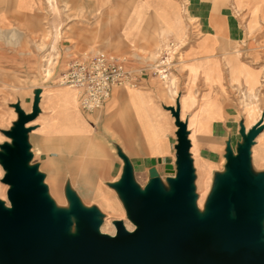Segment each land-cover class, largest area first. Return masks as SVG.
Wrapping results in <instances>:
<instances>
[{
	"label": "crops",
	"instance_id": "obj_1",
	"mask_svg": "<svg viewBox=\"0 0 264 264\" xmlns=\"http://www.w3.org/2000/svg\"><path fill=\"white\" fill-rule=\"evenodd\" d=\"M36 1L27 0L28 11L34 10ZM70 1L81 5L80 0ZM84 4L95 9L100 4L107 7L103 43L155 45L182 34L188 22L175 0H98ZM187 11L197 20L203 39L186 50L184 82L189 89L175 106L170 103V94L151 78L143 79L138 89L114 88L100 114L81 109L78 89L57 85L49 86L43 101L34 95L30 101L27 96L12 103L6 87L13 85L14 77L5 75L0 53V167H4L5 149H16L13 134L25 117L23 165L40 178L43 195L56 212L72 208L103 215L107 211L95 198L100 186L110 188L129 209L123 192L125 183L138 192L154 188L160 198L167 197L165 185L171 184L173 177L167 176L164 167H177L178 123H184L193 168L192 196L195 202L202 197L198 203L212 208L225 185L231 186L236 180L229 162L231 153L241 145L242 112L236 97H228L224 91L229 89L233 70L235 84L244 82L239 72L247 66L242 58L221 50L218 33L241 37L244 30L238 19L224 16L223 9L219 15L211 0H188ZM19 12L20 0H0V27L19 18ZM114 30L115 34H109ZM94 38L85 36V43ZM186 94L184 107L182 97ZM59 167H75L80 187L90 190L91 203H85L71 182L72 176H68L63 189V202L61 189L54 183L61 173ZM154 168L157 177H152ZM51 178L53 184H48Z\"/></svg>",
	"mask_w": 264,
	"mask_h": 264
},
{
	"label": "rangeland",
	"instance_id": "obj_2",
	"mask_svg": "<svg viewBox=\"0 0 264 264\" xmlns=\"http://www.w3.org/2000/svg\"><path fill=\"white\" fill-rule=\"evenodd\" d=\"M92 1L98 2V0H80L79 3H81V5L76 6L73 5L70 0H57V5L51 8L46 0H37L36 4L32 6L34 10L28 11L26 8L27 5H25L27 0H20L19 18H14V21H11L10 24H4V26L0 27V53L3 54L4 57L1 61V68L5 69V75L10 74L14 77L13 85L11 87H6V89H9L8 96L12 103H15L18 99L22 100L27 96L30 101L34 95H36L37 99L43 101L49 92V86H62L59 84L58 80L69 71L75 60L82 59L86 54H95L102 51L119 56H132L135 53L153 55L162 45L163 42L148 46L137 44L127 46L123 43L101 42V36L106 34L107 31L104 26L106 22L103 21V17L106 13L105 9L107 7L102 4L98 5L96 9L85 7L86 5L84 3ZM175 1L179 3V12L187 15L188 22L182 34L173 35L166 39L165 42L174 40L179 42L182 46L181 61L175 66L170 78V80L173 79L176 81L177 91L180 96L184 94L185 90L189 89V86L185 85L184 82V78L187 74L186 50L202 40L203 33L202 30L197 27V20L189 17L187 11L188 0ZM211 1L218 10L219 15H221L220 10L223 9L222 14L224 16L229 17V19H234V21L238 19L243 27L244 34L241 37H236V35L230 37L218 33L220 37L218 38V45L221 46V50L228 52L229 56L234 55L237 58H242L244 64H247V67L260 71L262 83L256 92L257 97L255 99V106L259 110L261 118L264 120V19L261 17L254 18L246 11H238L234 6L233 0ZM74 2L76 1L74 0ZM109 34H115V30L110 31ZM88 35H94L95 38L93 41L85 43V36ZM49 62H52L50 65L52 74L50 77H45L44 69L48 67ZM238 62H241V59ZM230 63L229 61V64ZM234 75L235 71L233 70L231 72L232 79L231 82H229V89L227 92H224L228 97H236L242 112V139H239L241 145L238 149L235 148L234 153L230 155L229 164L231 166L235 164L234 161L239 160L242 147L247 144L246 131L248 125L247 118L245 114H243V105L241 103L244 98L243 94L247 93V88L244 82L238 81V83L235 84ZM154 80L167 91V83L164 84L157 79ZM62 87L70 88L67 86ZM119 88L131 89L129 87ZM178 98L179 97H176L175 100L171 97L170 103L172 106H175ZM10 108L11 107L8 106L7 110H10ZM178 128V132H181L179 125ZM250 142L252 144H250L249 148L248 170L252 178L253 198L260 201L261 214L264 215V162L258 161L255 157L256 153L264 156V126L261 127L257 125L255 127ZM177 143V167H174L176 174L172 176L173 178H171L170 181L171 184L165 185V193L167 196L175 189L174 183L179 181V133ZM5 150L7 151H5L4 155L8 156V149ZM250 151L252 154H250ZM3 165L4 167H0V210L7 213L10 207L16 208L12 199V192L15 189V185L13 182L8 181V167H6V163ZM25 169L30 171L31 167H25ZM45 169L46 167H43V170ZM50 169L52 170V168ZM50 169L48 172L51 171ZM58 169L61 173L58 174L54 183L56 182L61 189L63 202H66L63 189L67 184L68 176H72L71 182L73 185L75 184L76 187H74L80 192L85 203H91L93 197L90 190L80 187V180L76 177L75 167H59ZM48 176H51V174L49 173ZM50 180L51 181L47 180V183L49 184L51 182L53 184V179L51 178ZM191 187L192 189L194 188L193 186ZM233 188H231L230 192ZM190 194H192V191ZM46 199L49 202V199ZM201 199L203 198H197L195 202V199L192 197L189 203V216L192 222L208 218L213 213L212 208L198 203L197 200L201 201ZM164 203H166L165 197H161V202L158 206ZM227 205L230 213L233 215L234 205L230 199H228ZM51 214L53 217L54 214L57 216V221H59L60 216L66 217V226L68 221L71 227L65 229L64 239L71 244L70 255L75 258H81L85 252L84 246H82V244H73L74 233L80 236L83 235L80 224L81 219L72 208L64 212H55L52 208ZM95 220H97L96 231H100L104 225V215L96 216ZM120 224L121 223L117 222V226ZM0 264H6L1 257Z\"/></svg>",
	"mask_w": 264,
	"mask_h": 264
},
{
	"label": "water",
	"instance_id": "obj_3",
	"mask_svg": "<svg viewBox=\"0 0 264 264\" xmlns=\"http://www.w3.org/2000/svg\"><path fill=\"white\" fill-rule=\"evenodd\" d=\"M26 121L27 118L23 117L13 134L16 149L8 148L10 156H2L10 170L8 181L15 185L12 199L16 208L22 210V214L17 215L16 222L0 215L1 259L5 263L11 260V264H81L83 255L81 258L72 257L67 252L71 244L64 236L62 239L59 237L66 229V217L60 216L58 224L51 226L52 206L43 195L40 178L35 177L33 171H27L23 165V125ZM178 125L181 129L178 147L180 169L179 181L174 183L176 193L172 198L167 196L166 203L158 206L161 198L156 189H150L147 198L141 199L138 191L125 183L123 192L128 206L135 210V217L144 223L146 229L140 230L136 236L123 233L119 239L101 243L91 237V246L85 249L87 264H264V257L252 255L258 227L255 220L249 223L246 205L250 140H247L246 151L242 149L239 160L234 161L235 164L231 166L236 179L231 186L237 191L231 194L232 187L225 185L212 207L213 212L218 211L223 216L230 199L237 208L236 220L230 226L233 235L223 244L225 226L228 224L220 220L203 227L195 235L190 231L195 223L189 216V203L193 197L190 194L193 168L188 158L190 143L187 139V127L182 123ZM164 169L167 176L176 174L172 164L165 165ZM157 176V170L152 169V177ZM75 212L88 228L83 235L90 236L96 230L97 223L93 221L96 216L82 210ZM261 213L259 206L258 215ZM165 216L167 220L163 223Z\"/></svg>",
	"mask_w": 264,
	"mask_h": 264
},
{
	"label": "bare ground",
	"instance_id": "obj_4",
	"mask_svg": "<svg viewBox=\"0 0 264 264\" xmlns=\"http://www.w3.org/2000/svg\"><path fill=\"white\" fill-rule=\"evenodd\" d=\"M233 1H234V6L238 11H246L254 18L261 17L262 19H264V0H233ZM46 2L51 8L57 5V0H46ZM211 51H214V48ZM51 64L52 62H49L48 67L44 69L45 77H50L52 74V68H50ZM241 69L242 70H240L239 73L240 75L243 76L244 83L247 88V93L243 94L244 98L242 99L241 103L243 105V114H245L247 118L248 125H247L246 137L247 140L249 141L252 134L254 133L255 127L257 125H260L261 127L264 126V120L261 118V115L259 114V110L255 106V99L257 97L256 92L258 87L261 85L262 81L260 79V71L254 70L247 66H242ZM237 80L239 79L237 78ZM167 92L170 94V96L173 99L179 97L175 80L172 79L167 82ZM186 99H187V94L182 97L184 107H185ZM14 116L15 113L12 114L11 117ZM182 119L184 120V115H182ZM189 126H192V124H190ZM250 144L252 143L250 142ZM246 148L247 145H243L242 147L243 151H246ZM250 154H252L251 151ZM255 157L258 161L264 162V156H261L258 153H256ZM7 174L10 175L9 169L7 170ZM246 178H247V192H248L246 205L249 213V223L255 220L256 225L258 227V234L253 242L252 255L257 257H264V215L263 214L258 215V208L261 203L258 199L255 200L253 198L252 178L249 172L246 173ZM233 191L236 192L237 190L233 188L231 194L233 193ZM175 193L176 190L174 189L173 192L170 194V198H172ZM138 196L141 199H146L148 196V192H138ZM95 198L98 201V203L101 205V207L107 211L106 213L103 214L104 225L100 231L93 230L90 236L86 234L80 236L74 233L73 244H82V246H84L85 249H88L91 246V237H94L99 243H101L110 239L112 240L119 239L120 235L123 233L136 236L140 230L146 229L144 223L141 222L137 217H135V213H136L135 210L132 207L127 209L125 204L121 201L120 197L118 195H115V193L113 194L110 188H104L103 186H100L95 192ZM165 205L167 206L168 203ZM18 214H22V210L18 208L14 209L10 207L7 213L3 212V210H0V215H4L5 218L11 222H16V217ZM236 216H237V208L235 206H234L233 215L230 213L229 209H227L226 213L223 216H220L218 211H214L210 215V217L196 220L195 223L192 224L190 231L192 235H195L196 233L200 232L203 229V227L215 224L220 220V222H224L226 225L228 224L229 226V227L225 226L226 231L224 230L225 231L224 234L225 237L223 241L224 244V242L227 241L233 235L232 232L230 231V226L235 222ZM187 218L189 219L188 214H187ZM166 220L167 217L165 216L162 219V222L164 223ZM93 221L94 223L97 222V220L95 219ZM117 222L121 224L117 226ZM57 224H58L57 216L54 214L53 222L51 226L54 227ZM80 224L83 232L87 231L88 228L85 225V223L81 221ZM69 227H71V225H69V222L67 221L66 229H68ZM63 236H64V231H62L59 237L62 239ZM67 252L70 253V248L67 250ZM1 255H2V250H0V257ZM87 257H88L87 253L84 252L81 264L88 263ZM6 264H11V260L6 262Z\"/></svg>",
	"mask_w": 264,
	"mask_h": 264
},
{
	"label": "built area",
	"instance_id": "obj_5",
	"mask_svg": "<svg viewBox=\"0 0 264 264\" xmlns=\"http://www.w3.org/2000/svg\"><path fill=\"white\" fill-rule=\"evenodd\" d=\"M182 46L174 40L164 41L153 55L135 53L119 56L97 52L75 60L58 80L62 86L81 92V109L87 113L101 111L116 87L138 89L145 78L167 83L181 61Z\"/></svg>",
	"mask_w": 264,
	"mask_h": 264
}]
</instances>
